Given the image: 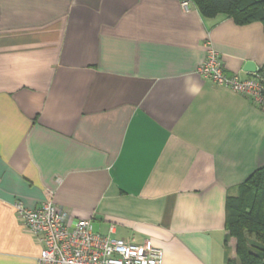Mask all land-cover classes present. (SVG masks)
Returning a JSON list of instances; mask_svg holds the SVG:
<instances>
[{
  "label": "crops",
  "instance_id": "crops-1",
  "mask_svg": "<svg viewBox=\"0 0 264 264\" xmlns=\"http://www.w3.org/2000/svg\"><path fill=\"white\" fill-rule=\"evenodd\" d=\"M207 42L228 75L264 65L260 23L181 0H0V264H37L13 203L48 192L162 264L234 256L225 198L264 166V110L197 72Z\"/></svg>",
  "mask_w": 264,
  "mask_h": 264
},
{
  "label": "built area",
  "instance_id": "built-area-1",
  "mask_svg": "<svg viewBox=\"0 0 264 264\" xmlns=\"http://www.w3.org/2000/svg\"><path fill=\"white\" fill-rule=\"evenodd\" d=\"M191 6L188 0H181L184 11ZM197 72L214 85L249 98L264 110L263 80L256 73L246 79L228 75L219 54L208 42ZM51 198L48 192V197L35 208L25 207L21 200L13 203L17 218L41 245L37 264H162L161 248L126 242L114 236L113 227L105 235L95 233L90 220L75 219Z\"/></svg>",
  "mask_w": 264,
  "mask_h": 264
},
{
  "label": "trees",
  "instance_id": "trees-1",
  "mask_svg": "<svg viewBox=\"0 0 264 264\" xmlns=\"http://www.w3.org/2000/svg\"><path fill=\"white\" fill-rule=\"evenodd\" d=\"M205 19L229 18L237 26L260 23L264 33V0H188ZM256 74L264 82V65ZM226 239H235L234 256L225 264H264V166L255 169L228 193L224 204Z\"/></svg>",
  "mask_w": 264,
  "mask_h": 264
},
{
  "label": "clouds",
  "instance_id": "clouds-1",
  "mask_svg": "<svg viewBox=\"0 0 264 264\" xmlns=\"http://www.w3.org/2000/svg\"><path fill=\"white\" fill-rule=\"evenodd\" d=\"M197 62H199V60H197ZM184 91L188 96H196L199 95L201 86L189 76L184 82Z\"/></svg>",
  "mask_w": 264,
  "mask_h": 264
},
{
  "label": "water",
  "instance_id": "water-1",
  "mask_svg": "<svg viewBox=\"0 0 264 264\" xmlns=\"http://www.w3.org/2000/svg\"><path fill=\"white\" fill-rule=\"evenodd\" d=\"M244 71L251 73V74L255 73V71H256L255 64L251 61L247 62L244 66Z\"/></svg>",
  "mask_w": 264,
  "mask_h": 264
},
{
  "label": "rangeland",
  "instance_id": "rangeland-1",
  "mask_svg": "<svg viewBox=\"0 0 264 264\" xmlns=\"http://www.w3.org/2000/svg\"><path fill=\"white\" fill-rule=\"evenodd\" d=\"M230 193L235 194V191H234V192L231 191ZM230 239H231V238H230ZM233 239H234V238H233ZM234 240H235V239H234Z\"/></svg>",
  "mask_w": 264,
  "mask_h": 264
}]
</instances>
